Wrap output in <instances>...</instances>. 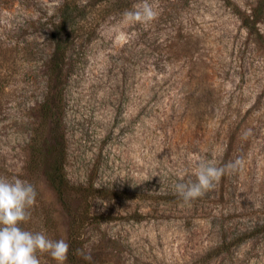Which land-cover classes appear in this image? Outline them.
<instances>
[{
	"label": "rangeland",
	"instance_id": "obj_1",
	"mask_svg": "<svg viewBox=\"0 0 264 264\" xmlns=\"http://www.w3.org/2000/svg\"><path fill=\"white\" fill-rule=\"evenodd\" d=\"M230 1L249 13L259 0ZM62 3L0 0V177L37 191L21 227L68 243L81 210L26 171L55 96L69 182L122 197L89 201L79 241L94 264H264V20L259 42L222 0H149L158 18L148 24L123 16L142 0L98 2L47 86L48 24ZM237 158L202 197L176 192L201 162Z\"/></svg>",
	"mask_w": 264,
	"mask_h": 264
},
{
	"label": "trees",
	"instance_id": "obj_2",
	"mask_svg": "<svg viewBox=\"0 0 264 264\" xmlns=\"http://www.w3.org/2000/svg\"><path fill=\"white\" fill-rule=\"evenodd\" d=\"M57 9L55 19L48 24V33L51 40V53L47 71V86L55 85L62 77L63 65L66 59L67 42L74 37L84 26L86 16L97 7L98 2L106 0H62ZM82 1V2H80ZM231 7L238 16L241 25L247 33L259 42L262 36L258 25L264 20V0H259L249 13L241 12L230 0H222ZM89 10V12H87ZM81 14V15H79ZM45 101L39 111V124L34 130L29 146V158L26 171L30 175L41 172L57 200L64 208H68L71 198H76L80 211H73L72 223L68 232V264H94L76 254L77 249L83 250L79 241L83 223L88 218L89 201L93 198H122L120 193H107L90 186L72 185L65 173L66 148L61 134V116L58 109V100ZM69 210V209H68ZM72 214V212H71ZM260 228H264V224Z\"/></svg>",
	"mask_w": 264,
	"mask_h": 264
},
{
	"label": "clouds",
	"instance_id": "obj_3",
	"mask_svg": "<svg viewBox=\"0 0 264 264\" xmlns=\"http://www.w3.org/2000/svg\"><path fill=\"white\" fill-rule=\"evenodd\" d=\"M134 9L123 13L127 22L148 24L158 18V11L149 0H142ZM243 163L241 158L224 167H216L210 161L201 162L195 172L196 181L176 184V192L184 202H191L213 190L226 170H236ZM36 198L37 191L31 183L0 177V264H40L37 253L50 254L57 264L67 261L69 244L65 240H53L44 232L34 233L21 227L31 219ZM76 254L92 261L91 254L85 255L79 249Z\"/></svg>",
	"mask_w": 264,
	"mask_h": 264
}]
</instances>
